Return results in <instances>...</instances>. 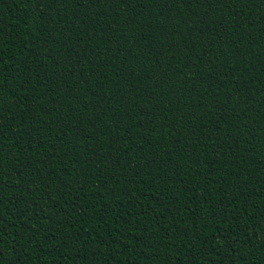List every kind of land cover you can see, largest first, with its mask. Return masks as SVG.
<instances>
[{
	"label": "trees",
	"instance_id": "16d2710c",
	"mask_svg": "<svg viewBox=\"0 0 264 264\" xmlns=\"http://www.w3.org/2000/svg\"><path fill=\"white\" fill-rule=\"evenodd\" d=\"M0 264H264V0H0Z\"/></svg>",
	"mask_w": 264,
	"mask_h": 264
}]
</instances>
